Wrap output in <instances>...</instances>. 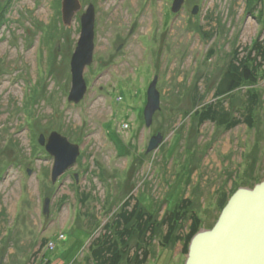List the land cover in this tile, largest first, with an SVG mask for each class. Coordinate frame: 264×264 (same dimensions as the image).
<instances>
[{
	"label": "rangeland",
	"instance_id": "obj_1",
	"mask_svg": "<svg viewBox=\"0 0 264 264\" xmlns=\"http://www.w3.org/2000/svg\"><path fill=\"white\" fill-rule=\"evenodd\" d=\"M174 1L80 0L64 26L62 0H0V264H100L90 250L131 198L160 217L192 200L201 230H210L235 192L264 181V76L251 87L260 102L253 128L247 87L224 101L230 121H241L233 129L187 116L194 94L201 107L217 102L235 52L264 48V0H185L178 14ZM91 6L94 59L75 104L71 60ZM155 77L161 109L148 128L142 112ZM53 132L81 149L55 183L54 158L39 144ZM158 133L163 143L147 154ZM190 229L164 246L163 228L146 264H185Z\"/></svg>",
	"mask_w": 264,
	"mask_h": 264
},
{
	"label": "water",
	"instance_id": "obj_2",
	"mask_svg": "<svg viewBox=\"0 0 264 264\" xmlns=\"http://www.w3.org/2000/svg\"><path fill=\"white\" fill-rule=\"evenodd\" d=\"M185 0H175L172 11L178 14ZM82 8L80 0H62V20L70 26ZM198 7L193 14H197ZM96 12L91 6L81 18V37L71 60L73 74L69 102L79 104L85 97L87 85L85 69L93 63L95 49ZM155 77L147 92L144 108L146 127L153 124L155 114L161 109V95ZM164 138L161 133L149 143L147 154L156 151ZM39 144L54 158L53 182L77 164L81 155L79 146L57 132L47 140L44 135ZM50 200L44 204V213L49 212ZM185 264H264V181L253 189L240 188L230 198L216 225L203 229L191 240Z\"/></svg>",
	"mask_w": 264,
	"mask_h": 264
},
{
	"label": "trees",
	"instance_id": "obj_3",
	"mask_svg": "<svg viewBox=\"0 0 264 264\" xmlns=\"http://www.w3.org/2000/svg\"><path fill=\"white\" fill-rule=\"evenodd\" d=\"M254 1L261 2L263 0H252V2ZM6 14H4V10L0 12V29L7 22ZM246 52L243 57L235 52L228 72L216 89V103L201 107L203 96L194 94L193 107L196 111L187 113V116L189 115L192 117L191 119L197 120L199 126L205 122H212L216 126H225L226 129L230 130L239 125L240 120L230 121V114L228 111H224L223 104L224 101L234 103L237 96L236 92L243 87H247L250 100L244 102L246 104L244 112L247 114L245 123L253 128V117L260 102L251 87L264 76V48L261 43H256ZM234 106L233 104L232 108H235ZM132 201L131 198L125 202L121 212L116 216L114 221L116 229H108L107 236L95 242L90 250L91 261L100 264H120L125 259L129 264H146L150 256V243L158 237L159 232L165 227L167 232L163 235L164 240L161 241L164 246H167L170 241L178 242L182 229L191 228L184 245V251L188 254L192 238L201 230V219L197 213L191 210L194 203L192 200H181L173 211L167 210L162 217L150 213L138 199H136L133 206ZM223 203L224 205L227 204V202ZM131 206L132 208H129ZM190 218L192 221H190ZM134 242H137L138 246H133ZM132 246L134 259L129 257ZM48 264H51V262L48 261Z\"/></svg>",
	"mask_w": 264,
	"mask_h": 264
}]
</instances>
